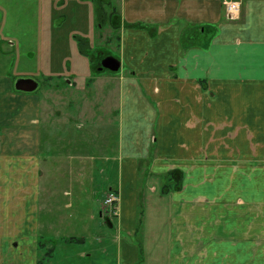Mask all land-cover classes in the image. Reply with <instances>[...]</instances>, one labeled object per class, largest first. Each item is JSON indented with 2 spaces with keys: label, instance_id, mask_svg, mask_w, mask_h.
<instances>
[{
  "label": "crops",
  "instance_id": "1",
  "mask_svg": "<svg viewBox=\"0 0 264 264\" xmlns=\"http://www.w3.org/2000/svg\"><path fill=\"white\" fill-rule=\"evenodd\" d=\"M6 1L0 53L74 94L0 73V264H264V0L234 19L225 0H40L16 37ZM88 1L80 39L62 24ZM100 2L119 6L118 71L92 58Z\"/></svg>",
  "mask_w": 264,
  "mask_h": 264
},
{
  "label": "rangeland",
  "instance_id": "2",
  "mask_svg": "<svg viewBox=\"0 0 264 264\" xmlns=\"http://www.w3.org/2000/svg\"><path fill=\"white\" fill-rule=\"evenodd\" d=\"M40 0H13L11 2H4L6 3V5H3V9L2 10V15L5 16L7 19V21L5 22L7 25L6 30L7 31H11V32H16V33H10L16 37L20 34H24V32L26 31H30V34H33L35 32V30L38 32L39 28L43 26V24H41L39 21L41 20L42 16H45V13L48 12L47 14H49V11L47 10H39V8L37 7V3ZM91 1L85 2L82 5H69L68 6V13H69V17L67 18L66 22H64V24H62L64 31L65 30H70V31H74L75 33L80 32L79 34H75V35H79L80 39L83 32H85L87 26L83 27V22L82 20L85 19L88 20L89 17L86 16L90 15V3ZM60 6V5H59ZM59 6H56L58 12H52L50 14V19L52 20L51 26L54 27V29H59V25L58 23L61 22V17L59 16V14H61V11L58 9ZM119 6H117V3L115 4H111V5H107L106 2H103L101 4V8L104 9L105 13H106V17L105 20H102V26L98 23L95 24L94 29H91L90 32H88L87 36H89L90 40L92 41L90 44L92 46V51H98L97 53L92 54V58L95 59V61L98 62V67H101L102 61L110 55L111 56H116L119 57V52H120V34L119 32H114L113 31V27L111 24H113V21L110 19H108V16L110 15L112 9H115V11L117 12V15H119L118 12V8ZM47 9V7L45 8ZM88 9V10H87ZM63 10V9H62ZM6 11V12H5ZM66 14H68L66 11H64ZM9 13V14H7ZM55 13V14H54ZM85 13V14H84ZM7 14V15H6ZM44 14V15H43ZM92 14V12H91ZM84 15V19L83 16ZM73 18V21H72ZM116 22L118 24V18H115ZM90 21V20H89ZM112 21V22H111ZM40 23V24H39ZM111 23V24H110ZM49 24V25H50ZM78 24H80V26L78 27ZM88 24V23H87ZM13 26V27H12ZM101 26V29H100ZM83 28V29H82ZM56 30V31H57ZM76 30V31H75ZM2 32V31H0ZM2 36V35H1ZM1 40L4 39V37L2 36V38H0ZM19 40V42H27L29 39H25L23 38H17ZM79 40V39H78ZM21 43V44H22ZM32 45V43H31ZM22 51L25 50L24 48L21 49ZM23 55H21V57L19 58L18 56L13 55L10 57H5L4 54L0 53V73L3 74H10L11 77L13 78L14 82H16V80L19 81H24V79L27 78H35L36 80V84H39V87L37 89L36 87V93L40 94L41 96L44 97V99H46L50 94L52 93H58V94H74L72 89L71 90H67V89H61L64 87H59V89L56 91L58 87H53L50 85H47V81H49L47 79V77L45 76H40V73H34L32 72L29 73V69L28 68H34L35 64L34 62L31 61V59L29 60L28 58V53H21ZM30 66V67H28ZM122 71H120L119 73L116 72H110V71H103L102 75L105 76H115V75H119ZM96 74V73H95ZM47 79V80H46ZM33 81V80H32ZM51 83H54L55 81H50ZM109 84H107V86H105L104 92H108V86ZM111 85V90L109 91V93H116L117 92V85L115 84H110ZM21 87H23L21 85ZM16 89V86H15ZM17 90V89H16ZM92 90V89H91ZM89 91L92 93V91ZM75 92V91H74ZM86 93H89L88 91H84ZM96 92V91H94ZM46 97V98H45ZM112 135H113V130H112ZM118 135H117V131L115 133V137H114V142L118 143ZM107 208V207H106ZM99 212V210H98ZM103 212V211H102ZM109 213L111 214V212L109 211ZM108 214V213H107ZM98 217H99V213H98ZM69 223L71 224H76V220H73L72 218L69 219ZM76 229V228H75ZM72 232V231H70ZM76 233V230L74 231ZM70 250L71 253H76L77 252V246L74 245L70 248H68ZM61 250L58 253H63L66 252L67 249L66 247L64 248V246H58V251Z\"/></svg>",
  "mask_w": 264,
  "mask_h": 264
},
{
  "label": "built area",
  "instance_id": "3",
  "mask_svg": "<svg viewBox=\"0 0 264 264\" xmlns=\"http://www.w3.org/2000/svg\"><path fill=\"white\" fill-rule=\"evenodd\" d=\"M224 4L227 9L229 19H234L235 16L239 14L240 11V1L239 0H225ZM119 197L116 193L110 192L107 194L106 198L104 199V206L109 209V211L115 215L117 212V203Z\"/></svg>",
  "mask_w": 264,
  "mask_h": 264
},
{
  "label": "water",
  "instance_id": "4",
  "mask_svg": "<svg viewBox=\"0 0 264 264\" xmlns=\"http://www.w3.org/2000/svg\"><path fill=\"white\" fill-rule=\"evenodd\" d=\"M103 69H108L111 71H118L120 69V62L114 57H107L102 61L100 70H103ZM20 82H22V81H20ZM21 85L23 87H21ZM36 87L37 86H35V85L28 87V86H25L23 83H17L16 84V89L18 91H24V92L34 91L36 89Z\"/></svg>",
  "mask_w": 264,
  "mask_h": 264
},
{
  "label": "trees",
  "instance_id": "5",
  "mask_svg": "<svg viewBox=\"0 0 264 264\" xmlns=\"http://www.w3.org/2000/svg\"><path fill=\"white\" fill-rule=\"evenodd\" d=\"M101 4L102 3L100 2V5H99V14L101 16V21H102L106 17V13H105L104 9L101 8ZM111 16H113V14ZM85 49H86V43L83 42V41H81V43H80V51L83 52Z\"/></svg>",
  "mask_w": 264,
  "mask_h": 264
}]
</instances>
